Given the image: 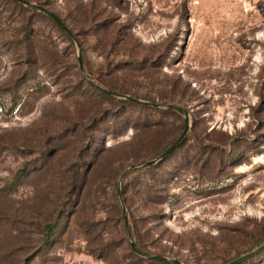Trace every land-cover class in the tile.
<instances>
[{"label": "rangeland", "instance_id": "1", "mask_svg": "<svg viewBox=\"0 0 264 264\" xmlns=\"http://www.w3.org/2000/svg\"><path fill=\"white\" fill-rule=\"evenodd\" d=\"M26 1L0 0V264H264V0Z\"/></svg>", "mask_w": 264, "mask_h": 264}, {"label": "water", "instance_id": "2", "mask_svg": "<svg viewBox=\"0 0 264 264\" xmlns=\"http://www.w3.org/2000/svg\"><path fill=\"white\" fill-rule=\"evenodd\" d=\"M17 1H20L26 5H31V3H29L28 1L26 0H17ZM33 6V5H31ZM52 18L53 20L65 31L69 32V29L67 28V26L63 23V21L61 19H59L57 16L55 15H52ZM187 128H188V120L187 118H185V123H184V127H183V130L181 132V134L178 136V138L175 139V141L165 150L163 151V153H161L160 155H158V157H156L155 159H151V160H148V161H143V162H140V163H136V164H133L131 166H129L120 176V178L123 177V175L136 168V167H139V166H142V165H145V164H153L154 162H156L157 160L161 159L162 157H164L166 154H168L171 150H173L175 148V146L180 142V140L184 137V134L185 132L187 131ZM120 193V192H119ZM126 226V216L124 215V227ZM130 246H131V249L135 251L134 249V246H133V243L130 242ZM155 259L157 257H154ZM162 259V258H161ZM170 261H172L173 263L175 264H183L181 263L179 260L177 259H171Z\"/></svg>", "mask_w": 264, "mask_h": 264}, {"label": "trees", "instance_id": "3", "mask_svg": "<svg viewBox=\"0 0 264 264\" xmlns=\"http://www.w3.org/2000/svg\"><path fill=\"white\" fill-rule=\"evenodd\" d=\"M153 105H154V104H153ZM46 230H47V232H48L47 234H50V233H51V226L48 225V226L46 227Z\"/></svg>", "mask_w": 264, "mask_h": 264}]
</instances>
